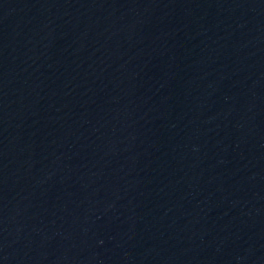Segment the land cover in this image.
I'll return each mask as SVG.
<instances>
[{"label":"water","instance_id":"95a60500","mask_svg":"<svg viewBox=\"0 0 264 264\" xmlns=\"http://www.w3.org/2000/svg\"><path fill=\"white\" fill-rule=\"evenodd\" d=\"M0 264H264V0H0Z\"/></svg>","mask_w":264,"mask_h":264}]
</instances>
